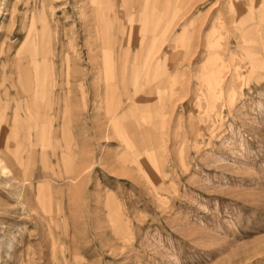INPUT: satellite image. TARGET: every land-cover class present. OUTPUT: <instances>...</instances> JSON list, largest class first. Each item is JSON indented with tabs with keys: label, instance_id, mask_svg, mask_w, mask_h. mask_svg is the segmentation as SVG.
Here are the masks:
<instances>
[{
	"label": "rangeland",
	"instance_id": "374dc122",
	"mask_svg": "<svg viewBox=\"0 0 264 264\" xmlns=\"http://www.w3.org/2000/svg\"><path fill=\"white\" fill-rule=\"evenodd\" d=\"M0 157V264H264V0H0Z\"/></svg>",
	"mask_w": 264,
	"mask_h": 264
},
{
	"label": "bare ground",
	"instance_id": "6f19581e",
	"mask_svg": "<svg viewBox=\"0 0 264 264\" xmlns=\"http://www.w3.org/2000/svg\"><path fill=\"white\" fill-rule=\"evenodd\" d=\"M34 16V15H33ZM25 17H26V15H25ZM29 26H30V29H29V31H28V34H27V37H28V39H30V41H32V39H34V37H35V24H34V22L32 21L31 22V24H29ZM42 28L44 29V30H46L47 29V23L45 22V20L43 21V24H42ZM27 33V32H26ZM25 33V34H26ZM38 34V33H37ZM29 36H30V38H29ZM25 39H26V37H25ZM33 44V43H32ZM25 45V44H24ZM23 45V46H24ZM30 48V47H29ZM33 49V48H32ZM30 50V49H29ZM23 53V52H22ZM30 53H32V52H30ZM33 53H35V52H33ZM37 54V53H36ZM26 55V54H25ZM31 55V54H30ZM32 56H34V55H32ZM46 57V56H45ZM40 81V80H39ZM44 90V89H43ZM41 95V94H40ZM47 122V121H46ZM1 162H2V159H1V157H0V164H1ZM3 165V164H2ZM2 212V211H1ZM2 215V214H1Z\"/></svg>",
	"mask_w": 264,
	"mask_h": 264
}]
</instances>
